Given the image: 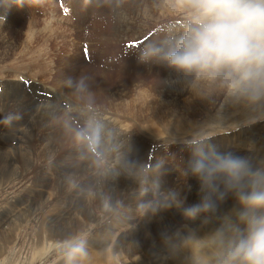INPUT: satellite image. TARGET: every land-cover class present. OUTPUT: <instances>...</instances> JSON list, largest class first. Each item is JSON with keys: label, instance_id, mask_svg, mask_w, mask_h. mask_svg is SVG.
Masks as SVG:
<instances>
[{"label": "rangeland", "instance_id": "374dc122", "mask_svg": "<svg viewBox=\"0 0 264 264\" xmlns=\"http://www.w3.org/2000/svg\"><path fill=\"white\" fill-rule=\"evenodd\" d=\"M99 1L66 0L72 15L64 16L58 11L57 0H0V171L8 174L0 172V264H66L71 246L81 241L88 253L101 255L98 264H177L179 257L188 263L187 254L174 248L176 238L189 242L193 233L228 237L216 222L244 211L238 207L233 214L218 217L222 210H208L188 218L186 209L199 202L195 186L201 189V196L207 195L194 166L199 162L210 169L221 156L231 154L246 159L253 171L264 172V87L236 83L238 77L229 76L227 71L216 75L183 71L167 61V53L193 24V10L177 0ZM164 7L165 16L160 14ZM150 10L153 21L139 24L136 17ZM153 29V35L141 40L145 41L144 49L120 58L124 55L122 46L145 39ZM163 39L168 41L167 52L162 48ZM85 41L96 64L84 61L81 48ZM25 80L32 81V89L44 87L53 99L30 93ZM185 87L191 89L183 90L178 98L170 97L172 89ZM198 90L205 91L202 95L207 98H194L192 93ZM159 91H168L163 94V109L153 108V103H161ZM74 105L86 112L74 110ZM94 114L103 116L104 122L110 117L124 121L125 133L110 134L103 123L96 122ZM48 126L50 133L44 128ZM51 132L56 140L49 137ZM127 133H138L140 139L137 135L131 139ZM87 136L92 137L90 146ZM48 138H53L55 149L44 158L39 150ZM135 142L151 154L140 170L135 169L132 156ZM250 179L245 177L241 182L243 191L251 190ZM213 182L219 191L212 192L211 199L225 193L231 196L229 205L238 201V189H229L222 174H216ZM158 183L164 189L157 193L153 188H158ZM153 208L158 211L151 212ZM89 213L94 220L81 228L78 221ZM155 215L156 221L163 219L169 225L163 226L165 232L160 233L155 221L151 223ZM61 218L66 225L60 223L57 236L52 238L50 225ZM143 224H150L146 236L142 233L133 243L134 233L129 235V231ZM246 228L247 223L231 234L247 235ZM64 234L69 236L63 238ZM99 234L105 237L104 249L90 246ZM219 248L230 257L231 247ZM131 249L135 255L127 256L125 251ZM174 253L178 254L175 258Z\"/></svg>", "mask_w": 264, "mask_h": 264}, {"label": "clouds", "instance_id": "9594fccd", "mask_svg": "<svg viewBox=\"0 0 264 264\" xmlns=\"http://www.w3.org/2000/svg\"><path fill=\"white\" fill-rule=\"evenodd\" d=\"M193 10L194 22L175 49L167 53L170 66L183 71L211 75L227 71L238 77L236 83L264 87V0H177ZM91 140L92 137H89ZM98 141V133L96 135ZM202 185L209 189L202 202L186 209L188 218L214 207L211 192L216 174H222L229 188L238 189V203L244 209L247 235L236 243L226 264H264V172L253 171L243 157L227 154L206 169L194 166ZM250 177V191H243L241 182ZM105 210L108 206L105 205ZM88 252L83 241L71 246L66 264L86 260Z\"/></svg>", "mask_w": 264, "mask_h": 264}, {"label": "bare ground", "instance_id": "6f19581e", "mask_svg": "<svg viewBox=\"0 0 264 264\" xmlns=\"http://www.w3.org/2000/svg\"><path fill=\"white\" fill-rule=\"evenodd\" d=\"M101 1V0H100ZM99 1V2H100ZM148 1V0H147ZM43 2V1H42ZM103 2V1H102ZM156 2V1H155ZM101 3V2H100ZM149 2H147V4H148ZM103 4V3H102ZM115 4H117V3H115ZM136 4V3H135ZM151 4V3H150ZM139 5V4H138ZM148 6V5H147ZM110 7V6H109ZM137 7V6H136ZM161 7V6H160ZM167 7H168V5H167ZM98 8H99V6H98ZM133 8V7H132ZM134 8H135V6H134ZM142 8V7H141ZM146 8V7H145ZM149 8V7H148ZM151 8V7H150ZM111 9H112V7H111ZM152 9V8H151ZM154 9V8H153ZM160 9H162V8H159V11H160ZM166 7H164L163 9H162V11L160 12V14H162L163 16H165V11H166ZM143 10V9H142ZM155 10H157V8L155 9ZM135 12H136V9L134 10ZM110 12H112L111 10H110ZM124 12V11H123ZM122 12V13H123ZM114 12H112V14H113ZM117 13V12H116ZM128 13H130V12H128ZM136 15V14H135ZM175 15V14H174ZM126 16H127V14H126ZM140 16H142V19H141V17ZM170 16V15H169ZM2 17V16H1ZM155 18V16H154V13H153V10H150V11H148V12H144L143 14H141V15H138L137 17H136V21H139V22H141V23H139V24H142L143 25V23L144 22H149V21H153V19ZM159 18V17H158ZM128 19V18H127ZM131 19V18H130ZM132 20V19H131ZM156 21H158V20H156ZM160 21V20H159ZM125 22V21H124ZM132 22V21H131ZM126 23V22H125ZM156 23V22H155ZM112 24V23H111ZM125 25V24H124ZM147 27H149L148 26V24L146 25ZM155 26V25H154ZM158 26V25H157ZM124 28H125V26H124ZM128 28V27H127ZM133 28V27H132ZM117 29V28H116ZM119 29H120V27H119ZM33 30V29H32ZM111 30V29H110ZM127 30V32H128V29H126ZM134 30H136V29H134ZM121 31V30H120ZM132 31V30H131ZM139 31V30H138ZM137 31V32H138ZM160 31H161V29H160ZM140 32V31H139ZM143 32V31H142ZM120 33V32H119ZM132 33V32H131ZM121 34H122V36H125V32L122 30L121 31ZM36 36V35H35ZM144 36V35H143ZM177 36V35H176ZM176 36H175V34H174V38L176 39ZM179 36H177V38H178ZM163 38H165V36L163 37ZM103 39V38H102ZM165 39H167V38H165ZM7 40V39H6ZM153 40V39H152ZM168 40V39H167ZM167 40H164L163 39V41H164V44H165V46L163 47L162 46V48H164V52H167L168 51V41ZM171 40V39H170ZM178 40H179V38H178ZM33 41V40H32ZM151 41V40H150ZM162 41V42H163ZM167 41V43H165ZM170 42V41H169ZM21 44V43H20ZM159 44H160V42H159ZM158 46V45H157ZM174 47V46H173ZM171 48V47H170ZM7 52V51H6ZM159 52V51H158ZM163 52V53H164ZM159 53H161L160 55H162V52H159ZM135 56V55H134ZM128 57V56H127ZM146 58V57H145ZM129 59V58H128ZM126 71V70H125ZM137 71V70H136ZM37 73H39V72H37ZM184 74V73H183ZM186 74V73H185ZM34 76V75H33ZM181 76H183V75H181ZM189 76V75H188ZM28 77V76H27ZM39 77H40V75H39ZM20 78V77H19ZM25 78V77H24ZM23 78V79H24ZM35 78V77H34ZM185 78V77H184ZM188 78V77H187ZM22 79V78H21ZM190 79V78H189ZM234 79V78H233ZM191 80V79H190ZM183 81V80H182ZM194 81V80H193ZM167 82L168 81H166V85H167ZM200 82V81H199ZM11 83V82H10ZM236 84V83H235ZM43 86V85H42ZM59 86V85H58ZM193 86V85H192ZM237 86V85H236ZM14 87H16V86H14ZM13 87V88H14ZM184 87V86H183ZM196 87V86H195ZM187 89H191V88H180V89H172V91L170 92V97L171 98H174V97H176V98H178V97H180L181 96V93H184V92H182L183 90H187ZM193 89V88H192ZM13 90V89H12ZM50 91V90H49ZM29 92V91H28ZM165 92H168V91H159V93H158V95H159V99H158V101H160L161 103L160 104H157V103H153V108H155V109H163L164 107H165V103H164V101H163V94L165 93ZM188 92V91H187ZM202 92H205V91H200V90H198V91H196V93L198 94H195L194 92L192 93V94H194V98L196 97L198 100H202V99H204L206 96L205 95H202ZM111 93V92H110ZM134 93H136L135 91H134ZM18 94V93H17ZM100 94V93H99ZM145 94H147V93H145L144 92V95ZM191 94V93H190ZM101 95V94H100ZM208 95H209V93H208ZM188 96H189V94H188ZM27 97V96H26ZM34 98V97H33ZM42 98V97H41ZM152 98V97H151ZM190 98V97H189ZM207 98V97H206ZM36 99V98H35ZM45 99V98H44ZM43 99V100H44ZM193 99V98H192ZM42 100V101H43ZM48 100V99H47ZM145 100H146V98H145ZM1 101V100H0ZM31 101H33V100H31ZM41 101V102H42ZM188 101V100H187ZM36 102V101H35ZM53 102V101H52ZM148 102V101H147ZM163 102V103H162ZM120 103V102H119ZM29 104V103H28ZM39 104V103H38ZM144 104V103H143ZM194 104V103H193ZM192 104V105H193ZM42 105V104H41ZM110 105V104H109ZM27 106V105H26ZM127 106V104H125V107ZM195 106V105H194ZM30 107H31V105H30ZM149 107H150V105H149ZM156 107H160V108H156ZM186 107V106H185ZM190 107V106H189ZM131 108V107H130ZM167 108V107H166ZM261 108L262 109H264V101H263V103H262V105H261ZM75 109H80V110H85V112H86V109H84V107H82V108H80V106H78V105H74V110ZM137 109V108H136ZM177 109V108H176ZM24 110V109H23ZM53 110H55V109H53ZM110 110V109H109ZM169 110V109H168ZM93 111V110H92ZM115 111H116V109H115ZM121 111V110H120ZM171 111V110H170ZM89 112V111H88ZM140 112V111H139ZM109 113V112H108ZM138 113V112H137ZM167 113H168V111H167ZM170 113V112H169ZM177 113V112H176ZM75 114V113H74ZM95 115V117H94V119L96 120V122H101V123H103V124H101L102 126H104V127H106L107 129H108V131L110 132V134L112 133V134H115V135H118V134H120L121 133V135L122 134H124L125 132L122 130L123 128V124L125 123L124 121V123L122 122V121H118L117 119H114L113 117H110V118H108V120L106 121V122H104L105 120L103 119V116H99V115H97V114H94ZM109 115H111V114H109ZM120 115H122V114H120ZM175 115V114H174ZM173 114H170V116H174ZM49 116V115H48ZM77 116V115H76ZM114 116H118V114H114ZM123 116V115H122ZM143 116V115H142ZM151 115H149V117H150ZM50 117V116H49ZM105 117H107L106 115H105ZM42 118H44V117H42ZM132 118V117H131ZM162 118V117H161ZM102 119L104 120V121H102ZM107 119V118H106ZM126 119H127V117H126ZM52 121V120H51ZM142 121H144V120H142ZM145 121H146V119H145ZM144 121V122H145ZM157 121H159V118H157ZM134 122V121H133ZM168 122V121H167ZM178 122H180V121H178ZM177 122V123H178ZM146 124H147V121L145 122ZM54 124V123H53ZM134 124V123H133ZM137 124V123H136ZM58 126V125H57ZM154 126V125H153ZM177 126V125H176ZM180 126V125H179ZM56 127V126H55ZM69 127V126H68ZM44 128H47V131H49V126L48 127H44ZM105 128V129H106ZM134 129V128H133ZM151 129V128H150ZM66 130V129H65ZM152 130H154V129H152ZM151 130V131H152ZM135 131V130H134ZM146 131H147V129H146ZM145 131V132H146ZM132 132V131H131ZM150 132V131H149ZM49 133H50V131H49ZM52 133V132H51ZM133 133V132H132ZM29 134V133H28ZM92 134V133H91ZM138 134V133H137ZM137 134H135V135H137ZM140 134V133H139ZM152 134H153V132H152ZM132 134H130V133H127L126 134V136L128 137H130L131 139H133V137L132 136H134L135 137V135H132ZM50 136H52L54 139H55V135L52 133V135L50 134L49 135V137ZM138 136V135H137ZM136 136V137H137ZM135 137V138H136ZM156 137V136H155ZM53 138H48V139H46V142H45V145H44V147H43V149H41V150H39V152L43 155V157L44 158H47V157H49V155L54 151V149H55V145H54V140H53ZM138 138H139V136H138ZM62 139V138H61ZM140 139V138H139ZM38 140V139H37ZM56 140V139H55ZM135 140V139H134ZM121 141V140H120ZM136 141V140H135ZM140 141V140H139ZM138 141V142H139ZM264 141V140H263ZM41 142H44V140H41ZM129 142V141H128ZM141 142H142V140H141ZM144 143V142H143ZM40 144V143H39ZM60 144V143H59ZM121 144V143H120ZM142 144V143H141ZM41 146V145H40ZM146 146V145H145ZM86 148V147H85ZM133 158H135L136 159V161H135V169H137V170H140V169H142V167H143V164H142V162L143 161H145V160H149L150 161V152H149V150H146V148L145 147H143V146H141L140 145V143L138 144L137 142H135V143H133ZM117 150V149H116ZM122 150V149H121ZM73 151V150H72ZM14 152H15V150H14ZM59 152V151H58ZM62 152V151H61ZM117 152H120V150H119V147H118V150H117ZM117 152H116V154H117ZM153 152V151H152ZM16 153V152H15ZM112 154V153H111ZM28 156L30 155V152H28V154H27ZM26 155V156H27ZM61 155H62V153H61ZM85 155V154H84ZM4 156V155H3ZM2 156V157H3ZM20 156H21V154H20ZM120 156H121V154H120ZM22 157V161H26V158L27 157H25V156H21ZM146 157H149V159H146ZM8 158V157H7ZM13 158V157H12ZM111 158L112 157H109V159L111 160ZM38 159V158H37ZM34 160V159H33ZM107 160H108V158H107ZM152 160V159H151ZM29 161H31V159L29 160ZM109 161V160H108ZM15 162V161H14ZM132 162V161H131ZM28 163V162H27ZM38 163V162H37ZM63 163V162H62ZM130 163V162H129ZM15 164V163H14ZM31 164V163H30ZM75 164V163H74ZM114 164V163H113ZM113 164H110V163H108V165L109 166H112ZM76 165V164H75ZM131 165V164H130ZM4 166V165H3ZM14 166V165H13ZM23 166V165H22ZM25 166H26V163H25ZM84 166V165H83ZM132 166V165H131ZM130 166V167H131ZM85 167V166H84ZM93 167V166H92ZM16 168V167H15ZM23 168V167H22ZM133 168V167H132ZM154 168V167H153ZM30 169V168H29ZM73 169V168H72ZM79 169V168H78ZM96 169V168H95ZM131 169V168H130ZM135 169H133V171L135 170ZM16 170V169H15ZM75 170V169H74ZM98 170V169H97ZM12 171V170H11ZM39 171V170H38ZM78 171V170H77ZM132 171V170H131ZM132 171V172H133ZM151 171V170H150ZM149 171V172H150ZM154 171V170H153ZM0 172H2V173H4L5 175H7V177H8V174H7V172L6 171H4V170H2V171H0ZM24 172V171H23ZM95 172V171H94ZM135 172V171H134ZM73 173H74V171H73ZM77 173V172H76ZM130 174H131V172H129ZM144 173V172H143ZM87 174H89V173H87ZM151 174H152V172H151ZM18 175V174H17ZM27 175V174H26ZM75 175V174H74ZM25 176V175H24ZM71 176V175H70ZM3 177V176H2ZM55 178H56V176H54ZM86 177V176H85ZM1 178V177H0ZM222 178V177H221ZM6 179V178H5ZM105 179V178H104ZM2 180V179H1ZM84 180V179H83ZM9 181H10V179H9ZM76 181V180H75ZM82 180H80V182H81ZM85 181V180H84ZM72 182V181H71ZM70 182V183H71ZM79 182V183H80ZM154 182V181H153ZM153 182H151V183H153ZM52 183V182H51ZM69 183V182H68ZM85 183V182H84ZM104 183V182H103ZM109 183V182H108ZM157 183V182H156ZM160 183V182H159ZM158 183V184H159ZM222 184V183H221ZM71 185V184H70ZM84 185V184H83ZM152 185V184H151ZM160 185L161 184H159L157 187L158 188H156V187H154L153 188V190L154 191H156L157 193L158 192H160L161 190H163L164 189V187L163 186H161L160 187ZM226 185V184H225ZM109 186V185H108ZM153 186H155V185H152V187ZM60 187V186H59ZM111 187V186H110ZM203 187V186H202ZM201 188V187H200ZM204 188V187H203ZM224 188V187H223ZM227 188V187H226ZM225 188V189H226ZM113 189V188H112ZM195 191L197 192V194H198V198H199V202H198V204L199 203H201L202 202V200H203V198H204V196L206 195V194H202L203 196H201V193H200V190L201 189H197L196 190V186H195ZM230 189V188H229ZM99 190V189H98ZM110 190V189H109ZM221 190V189H220ZM228 190V189H227ZM226 190V191H227ZM146 191H148V190H146ZM209 189H207L206 188V193L207 194H209ZM250 191V190H249ZM102 192V191H101ZM171 192H172V190H171ZM176 192V191H175ZM229 192V191H228ZM90 193V192H89ZM105 193L106 194H108V195H111L112 193H113V191H105ZM122 193H124V192H122ZM222 193H224L223 191H222ZM57 194V193H56ZM56 194L55 195H53V196H56ZM67 194H68V192H67ZM80 194V193H79ZM91 194V193H90ZM89 195V194H88ZM87 195V196H88ZM122 195V194H121ZM126 195V194H125ZM160 195V194H159ZM177 195V194H176ZM175 195V196H176ZM211 195H213V193L211 192ZM216 195V194H215ZM223 195H227V194H223ZM223 195H221L220 194V197L218 196V198H216V199H214L215 197H212V201H213V204H215L214 205V207L212 208V209H210L211 210V212L213 211V212H216V210H222L223 212H221V214H219V216L218 217H222L223 215H229V214H233L234 213V211L239 207H241V205L238 203V201L234 204V205H229V203L227 202L228 201V198H230L231 196L230 195H227L226 197H224L223 198ZM78 196V195H77ZM162 196V195H161ZM235 196V195H234ZM233 195H232V197H234ZM101 197V196H100ZM170 197V196H169ZM190 197V196H189ZM223 198V200L222 201H219L220 199L219 198ZM236 197V196H235ZM53 198V197H52ZM176 198V197H175ZM188 198V197H187ZM77 199V198H76ZM202 199V200H201ZM65 200V199H64ZM74 200V199H73ZM89 200V199H88ZM179 200V199H178ZM200 200H201V202H200ZM77 201V200H76ZM126 201V200H125ZM219 201V202H218ZM94 202V201H93ZM92 202V203H93ZM113 202V201H112ZM48 203V202H47ZM46 203V204H47ZM117 203V202H116ZM120 203V202H119ZM191 203V202H190ZM193 203V202H192ZM101 206V205H100ZM218 206V207H217ZM74 207V206H73ZM75 207H76V205H75ZM94 207V206H93ZM93 207H92V209H93ZM155 207H156V205H155ZM158 207V206H157ZM181 207V206H180ZM189 207V206H188ZM38 208V207H37ZM241 209V208H240ZM243 209V208H242ZM62 210V209H61ZM158 211V209L157 208H153V210L151 211V212H156V211ZM161 210V209H160ZM184 210V209H183ZM209 210V211H210ZM91 211V210H90ZM174 211V210H173ZM41 212H44V211H41ZM95 212V211H94ZM168 212V211H167ZM178 212V211H177ZM201 212H207V211H201ZM241 212V211H240ZM88 213V212H87ZM150 213V212H149ZM236 213V212H235ZM37 214V213H36ZM41 214V213H40ZM93 214V213H92ZM160 214H162V213H160ZM168 214V213H167ZM179 214V213H178ZM182 214V213H181ZM238 214V213H237ZM26 215V214H25ZM76 215H77V213H76ZM78 215H79V213H78ZM150 215V214H149ZM186 215V214H185ZM258 215H260L259 213H258ZM47 216V215H46ZM68 216V215H67ZM74 216V215H73ZM72 216V217H73ZM85 216H86V214H85ZM158 216H160V215H158ZM212 216V215H211ZM26 217V216H25ZM76 217H78V216H76ZM75 217V218H76ZM163 217V216H162ZM201 217V216H200ZM68 218H70V217H68ZM81 218V217H80ZM156 215L155 216H152V218H151V223L152 222H154L155 221V227H157L158 226V228L160 229V233H163V226H168L169 227V225L168 224H165V221H162V220H160V221H156ZM166 218V217H165ZM78 219H79V217H78ZM145 219V218H144ZM210 219V218H209ZM64 219H59V222H57V224L55 223V224H53V225H50V228H51V230L53 231L52 233H50V236L53 238V237H55V236H57V234H58V232H56V230H57V228L59 227V224L60 223H63V224H65L66 225V223L63 221ZM89 220H94V217L89 213V215L86 217V218H82V220H79L78 221V223L80 222V227L81 226H84V224L87 222V221H89ZM40 221V220H39ZM50 221V220H49ZM73 221V220H72ZM114 221V220H113ZM201 221V220H200ZM67 222V221H66ZM74 222V221H73ZM143 222H145L146 223V221H143ZM167 222V221H166ZM189 222V221H188ZM78 223H77V225H78ZM187 223V222H186ZM211 225L213 224V222L211 221V222H209ZM49 224V223H48ZM67 224H69V222L67 223ZM140 224H142V223H140ZM195 224V223H194ZM216 224H218V226H219V228H223V230H224V232L223 233H225L226 234V236H228V237H220V236H217V235H211L210 233H203V234H197V233H193V234H189L190 236H191V240L188 242V240H186V241H181V239L180 238H176V240L173 242L174 243V248H176L177 250H182L184 253H186L187 254V260H188V263H186V262H184L180 257H179V259H177L176 260V263L177 264H221V263H223V262H227L228 260H229V258L227 257V255L222 251V249H220L219 248V245H221L222 247H224V248H227V247H231L232 249H234V247L233 246H235L234 245V242H237L238 243V241L242 238V237H244V236H246L245 234H243L242 236H239V235H236V234H231L232 232L233 233H235L236 232V230H241V229H244V227L246 226V221L245 220H243L242 218H241V214H239V215H237L236 217H233V218H230V219H227V218H225V217H223V218H221L220 220H218L217 222H216ZM244 224V225H243ZM62 225V224H61ZM144 225V224H143ZM149 225L150 224H145L144 226H142V227H138V228H135L134 230H131V231H129V232H131L129 235H131L132 233H134V239H133V243H135L136 242V240L138 239V236H140L142 233L146 236V230H147V228L149 227ZM68 226V225H67ZM46 227V226H45ZM69 227V226H68ZM211 227V226H210ZM70 228V227H69ZM77 228H78V226H77ZM82 228V227H81ZM114 228V227H113ZM73 229V228H72ZM79 229V228H78ZM77 229V230H78ZM77 230H75V231H77ZM81 230V229H80ZM152 230V229H151ZM150 230V231H151ZM74 231V230H73ZM42 232V231H41ZM46 232H48V231H46ZM70 232H72V231H70ZM69 232V233H70ZM165 232V231H164ZM149 234V233H148ZM165 234V233H164ZM107 235V234H106ZM109 235V234H108ZM107 235V236H108ZM69 235H67V234H64L63 235V238H67ZM124 236V235H123ZM223 236V235H222ZM131 237V236H130ZM149 237V236H148ZM152 237L153 236H151V238H149V239H152ZM58 238V237H57ZM62 238V237H61ZM70 238V237H69ZM107 239V238H106ZM128 239H129V236H128ZM155 239V238H154ZM153 239V240H154ZM175 239V238H174ZM3 240V239H2ZM51 240H53V239H51ZM63 240V239H62ZM68 240V239H67ZM148 240V239H147ZM170 240V239H169ZM5 241V240H4ZM130 241V240H129ZM155 241V240H154ZM171 241V240H170ZM106 240H105V237L103 236V235H101V234H99V235H97L96 236V238L94 239V240H92L91 242H90V246L91 245H93V246H95V247H97L98 249H102L103 248V246H105L106 245ZM131 242V241H130ZM151 242V241H150ZM169 242V241H168ZM49 243V242H48ZM129 243V242H128ZM137 243V242H136ZM149 243V242H148ZM153 243V242H152ZM1 244V243H0ZM3 244V243H2ZM118 244V243H117ZM124 244V243H123ZM121 245V244H120ZM129 245V244H128ZM145 245V244H144ZM3 246V245H2ZM1 246V247H2ZM114 246V245H113ZM127 247V246H126ZM132 247V246H131ZM140 247V246H139ZM114 248H116V247H114ZM138 248V247H137ZM104 249V248H103ZM113 249V248H112ZM139 249V248H138ZM111 250V249H110ZM114 250V249H113ZM124 250V249H123ZM140 251V250H139ZM226 251H228V250H226ZM231 251V250H230ZM3 252V251H2ZM116 252V251H115ZM141 252V251H140ZM152 252V251H151ZM220 252V253H219ZM119 253V252H118ZM125 253H126V255L128 256V254H130L131 256H133V254H134V250H126L125 251ZM173 253V252H172ZM218 253V254H217ZM101 254V253H100ZM123 254V253H122ZM158 254V253H157ZM228 254H229V252H228ZM103 255V254H102ZM111 255H113V254H111ZM135 255V254H134ZM177 253H174V258L175 257H177ZM100 256L101 255H99L98 253H92V252H89L88 253V257H87V259L86 260H83V261H79L81 264H98L97 262H99V260H100ZM105 256H107V255H105ZM141 256V255H140ZM172 256V255H171ZM102 257H104V256H102ZM109 257V256H108ZM135 257V256H134ZM122 258V257H121ZM124 258V257H123ZM108 259V258H107ZM117 259L119 260L120 258L119 257H117ZM138 259V258H137ZM141 259V258H140ZM142 259H145V258H142ZM141 259V261H144V260H142ZM148 260V259H147ZM133 261V260H132ZM138 261V260H137ZM152 261V260H151ZM150 261V262H151ZM160 261V260H159ZM171 261H173V259L171 258ZM153 263H155L154 261H152ZM108 263V262H107ZM137 263V262H136ZM168 263V262H167ZM170 263V262H169ZM126 264V263H125ZM149 264V263H148ZM171 264H175V263H173V262H171ZM224 264V263H223ZM233 264H236V262H233Z\"/></svg>", "mask_w": 264, "mask_h": 264}]
</instances>
